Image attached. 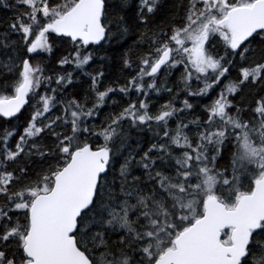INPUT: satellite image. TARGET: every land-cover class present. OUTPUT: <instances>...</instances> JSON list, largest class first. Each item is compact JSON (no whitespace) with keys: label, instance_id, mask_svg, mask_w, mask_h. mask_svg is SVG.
I'll list each match as a JSON object with an SVG mask.
<instances>
[{"label":"snow or ice","instance_id":"snow-or-ice-1","mask_svg":"<svg viewBox=\"0 0 264 264\" xmlns=\"http://www.w3.org/2000/svg\"><path fill=\"white\" fill-rule=\"evenodd\" d=\"M0 9V264H264V0Z\"/></svg>","mask_w":264,"mask_h":264},{"label":"rangeland","instance_id":"rangeland-1","mask_svg":"<svg viewBox=\"0 0 264 264\" xmlns=\"http://www.w3.org/2000/svg\"><path fill=\"white\" fill-rule=\"evenodd\" d=\"M11 11L9 10H4V9H0V18L6 17L11 15ZM93 67H95V65H93Z\"/></svg>","mask_w":264,"mask_h":264},{"label":"trees","instance_id":"trees-1","mask_svg":"<svg viewBox=\"0 0 264 264\" xmlns=\"http://www.w3.org/2000/svg\"><path fill=\"white\" fill-rule=\"evenodd\" d=\"M95 67H96V65H95ZM160 102H163V100H161Z\"/></svg>","mask_w":264,"mask_h":264}]
</instances>
